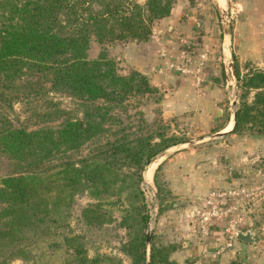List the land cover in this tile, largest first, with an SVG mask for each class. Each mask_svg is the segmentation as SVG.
Segmentation results:
<instances>
[{
	"label": "rangeland",
	"instance_id": "374dc122",
	"mask_svg": "<svg viewBox=\"0 0 264 264\" xmlns=\"http://www.w3.org/2000/svg\"><path fill=\"white\" fill-rule=\"evenodd\" d=\"M252 3L250 0H224L222 4L219 0L170 1L168 15L174 8L180 11L179 24L187 26L189 32L182 31L174 37L175 54L167 50L166 53L171 61L183 64L187 70L184 74L157 72L162 63L151 66L146 73L138 69L143 56L141 46L151 38L159 19L151 22L145 40L115 41L103 46L90 42L88 58H95L103 49L119 74L138 71L153 90L127 96L110 111L116 121L111 125L106 123L104 127L108 131L64 155L71 160L92 157L89 164L95 162L99 173L93 181L82 180L69 197L64 193L58 210L52 211L55 221L44 217L36 226L26 224L11 236H0V264H144L148 261L150 244L155 256L163 260L162 264L165 261L167 264H264V258H258L260 244H264V131L258 133L246 127L214 136L225 123L222 131L232 126L242 77L252 69H264V18L251 13ZM245 18L252 21L249 29L252 33L241 24ZM256 20L262 21L256 24ZM155 54L160 59L158 50ZM182 77L193 79L195 87L209 81L221 89L223 100L212 114L214 122L220 120V123L204 124L195 112L189 111L186 99L175 94ZM197 77L201 79L199 83ZM41 85L45 88L41 94L14 101L12 109H7L8 117L29 129L55 126L63 117H80V100L61 91H50L48 83ZM251 95L252 92L248 99ZM54 110H61V116ZM43 112L50 114L49 119L39 122L47 118ZM150 134L154 138L158 134L171 137L177 143L138 169L131 165L108 169L95 157L106 142L122 135L132 141L138 135ZM8 163L0 156V177L8 173ZM151 163L154 166L148 178L145 171ZM183 177L188 179V184L182 181ZM240 186L248 194L238 200L231 218L239 219L234 224L235 230L253 231L254 242L237 241L235 232L228 239L233 233L223 231L227 220L215 221L208 233L203 234L197 220L201 199L196 200L195 196L203 197L212 189ZM146 234L149 240L144 241L143 255L142 237ZM227 240L230 245H226ZM203 245L214 246V256H203ZM220 247L223 249L217 252ZM81 256L87 261H82ZM93 258L95 261L88 262Z\"/></svg>",
	"mask_w": 264,
	"mask_h": 264
},
{
	"label": "trees",
	"instance_id": "16d2710c",
	"mask_svg": "<svg viewBox=\"0 0 264 264\" xmlns=\"http://www.w3.org/2000/svg\"><path fill=\"white\" fill-rule=\"evenodd\" d=\"M170 1L0 0V156L10 167L0 177V236H11L26 224L36 226L44 217L55 221L52 211L58 210L64 193L69 197L82 180L93 181L99 173L95 162L89 164L92 157L71 160L64 155L108 131L106 123L116 121L110 111L127 96L153 88L138 71L119 74L103 49L88 58L89 44L145 40L151 22L169 14ZM42 82L48 83L50 91L80 100V117H63L55 126L33 129L9 118L7 109H12L14 101L41 94ZM239 85L230 133L246 127L261 133L264 69H252ZM55 113L60 117L62 112ZM44 116L39 122L50 114ZM176 143L161 134L156 138L138 135L132 141L122 135L106 142L95 157L108 169L121 165L138 169ZM145 239L143 235V255ZM81 260L87 261L84 256ZM147 263H163L151 244Z\"/></svg>",
	"mask_w": 264,
	"mask_h": 264
},
{
	"label": "crops",
	"instance_id": "0c3cea01",
	"mask_svg": "<svg viewBox=\"0 0 264 264\" xmlns=\"http://www.w3.org/2000/svg\"><path fill=\"white\" fill-rule=\"evenodd\" d=\"M250 1L253 2L252 7L250 8L251 13H253L255 17L264 18V7L263 5L262 7H260V4L263 3L264 0H250ZM220 4L222 3L220 2ZM179 14H180V11L178 12V10L174 8L173 10H171L170 15L162 19H159L155 23L151 38L148 39V41L145 42V44L141 46L140 52L142 53L140 54H143V56H141L139 60L138 64L141 65V67L139 66L138 69L141 70L143 73H146L148 68H150L151 66L157 67L159 64L161 63L163 64L164 59L160 57L158 54L157 55L160 57V59L156 58L155 51L156 53H157V50H158V53L164 52L166 54V57H168L166 50L174 53V50L176 49L173 46L174 40H175L174 37H177L176 35H179L178 34L179 32H182V31L189 32V29L187 26L185 27L180 26L179 24L180 22L178 21ZM259 21L261 22L262 20H259ZM260 22H257V20L255 21L256 24ZM241 24L244 26L246 25L248 27L247 29L248 33H252V32H249L250 26L252 25L251 20H248L245 18V20ZM138 50L140 49L138 48ZM146 57L150 59L147 60L145 59ZM195 79L197 83H199V80H201L198 77ZM194 85L195 84H194L193 79H189L188 77H182L179 79V85H178V88L175 94H177V96L179 97H182V98L184 97V99H186L185 105L188 106L189 111L192 110L198 115L202 123L204 124L211 123L213 125L215 124L216 126L218 123H220V120H218L217 122H214L212 118V114L218 111L217 110L218 104L223 100V96L221 95V92H220L221 89H219L214 83L211 84V82L209 81L201 84L199 87H195ZM223 127H219L214 133L225 132V131H222ZM259 140L260 139H258V141ZM259 143H262V140H260ZM153 164L154 163H151L148 170H146L145 177H146V174H148ZM182 181L188 184V179L186 177H183ZM203 187H205V184H203ZM201 198H202V195L198 194L195 196L196 200H200ZM201 249H202L203 256H206V254L208 256H211V255L214 256L213 255L214 246L213 248H210V247H207L206 245H203ZM260 249L261 251L258 254V258H264V244L262 245L260 244ZM210 251L211 253L208 254V252Z\"/></svg>",
	"mask_w": 264,
	"mask_h": 264
},
{
	"label": "built area",
	"instance_id": "2783aa9c",
	"mask_svg": "<svg viewBox=\"0 0 264 264\" xmlns=\"http://www.w3.org/2000/svg\"><path fill=\"white\" fill-rule=\"evenodd\" d=\"M160 57L164 59V62L157 68V72L176 71L180 74L187 73L183 64L171 61L168 57H166L164 52L160 53ZM247 194V190L242 186L228 190L212 189L208 191L200 200V207L197 213L199 230L203 234H206L208 233L210 225H212L215 221L227 220V224L224 226L223 231L226 233L232 232V236H227L228 239H231L235 232L234 224L236 221H239V219H236V221L233 220L231 215L233 211L236 210V203L238 200H241L242 197ZM231 199L233 201H231ZM226 245H230V241L227 240ZM222 249L223 248L220 247L217 252Z\"/></svg>",
	"mask_w": 264,
	"mask_h": 264
},
{
	"label": "water",
	"instance_id": "95a60500",
	"mask_svg": "<svg viewBox=\"0 0 264 264\" xmlns=\"http://www.w3.org/2000/svg\"><path fill=\"white\" fill-rule=\"evenodd\" d=\"M227 29H228V34L230 33V28L227 26ZM233 123H234V112L232 114V126H233ZM232 126L229 130L225 131V132H219V133H215L214 136H222L223 134H226V133H229L232 129ZM173 147V146H171ZM149 235L146 234V243L148 242L149 240ZM235 239L237 241H240L244 244H251L254 242V237H253V231L251 229H246L244 231L240 230V229H236L235 230ZM148 264V263H147Z\"/></svg>",
	"mask_w": 264,
	"mask_h": 264
},
{
	"label": "bare ground",
	"instance_id": "6f19581e",
	"mask_svg": "<svg viewBox=\"0 0 264 264\" xmlns=\"http://www.w3.org/2000/svg\"><path fill=\"white\" fill-rule=\"evenodd\" d=\"M219 1H220L221 3H223V0H219ZM149 166H150V164L147 166L146 170H148ZM153 166H154V164L151 166V168H150V170H149V172H148V174H147V177H148V178H150V176H151V172H152ZM145 172H146V171H145ZM144 179H145V178H144Z\"/></svg>",
	"mask_w": 264,
	"mask_h": 264
}]
</instances>
